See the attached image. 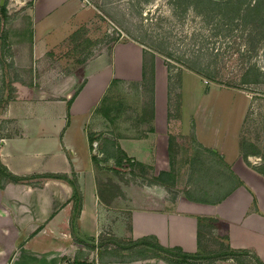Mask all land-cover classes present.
<instances>
[{"label": "crops", "instance_id": "obj_1", "mask_svg": "<svg viewBox=\"0 0 264 264\" xmlns=\"http://www.w3.org/2000/svg\"><path fill=\"white\" fill-rule=\"evenodd\" d=\"M25 12L28 20L17 22L25 29L8 34L5 60L11 69L37 71L39 86L6 98L0 108V264H170L160 256L112 258L98 248L93 263L89 242L110 233L150 236L193 253L205 229L264 264V171L250 159L256 154L244 159L237 144L230 163L218 142L174 149L166 66L138 41L100 45L85 57L87 46L62 50V40L91 13L84 0H32ZM63 25L68 30L51 42L48 33ZM75 53L79 63L71 59ZM53 69L71 72L56 77ZM126 84H135L144 99L149 94V113L138 114L135 125L125 120L127 108L110 113L102 104L111 88ZM190 130L198 139L202 130ZM118 148L132 166L154 175L169 171L168 179L150 180L154 193L145 195L157 209L140 206L137 198L144 195L132 197L127 181L109 178L113 165L101 157L121 155ZM130 162L117 173L131 171ZM97 181L116 186L111 204L99 199ZM165 185L175 189L172 199ZM197 216L213 217L217 225L199 226Z\"/></svg>", "mask_w": 264, "mask_h": 264}, {"label": "rangeland", "instance_id": "obj_2", "mask_svg": "<svg viewBox=\"0 0 264 264\" xmlns=\"http://www.w3.org/2000/svg\"><path fill=\"white\" fill-rule=\"evenodd\" d=\"M31 1L2 0L0 5H4L5 15L3 20L0 14V100L30 95L31 88L36 90L39 86L35 82L37 71L31 70L27 74L25 70L11 69L5 60L9 59V47H6L9 45L8 34H16V31L25 29L26 26L17 22L29 17L25 10ZM84 1L91 13L84 21L86 24L83 22L73 29L67 40H62V50L71 51V48L87 46L83 54L85 57L97 51L100 45L110 47L117 40L138 41L153 50L166 66L170 94L169 114L174 118L177 128L176 134L169 137L174 149L187 150L192 144L197 146V141L206 144L218 142L224 147L222 151L225 160L231 163L238 144L242 157L246 159L249 152H253L256 155H250V159L258 162L264 171L262 12H258L255 18L248 15L238 19L229 16V11L223 12L221 7L203 6L200 3H189L188 0ZM244 1L247 3L253 0H242L241 6ZM260 4L263 6L264 0ZM237 6L238 4H233V7ZM261 8L260 6L256 11ZM73 21L74 19L70 23ZM67 30V26L63 25L48 33V37L54 42ZM71 59L78 61L77 63L82 61L76 53L71 55ZM149 59L150 55L146 54L147 64ZM51 72L56 77H63V74L71 71L53 69ZM145 88L149 89L147 86ZM147 95L146 99L142 98L135 84H126L111 88L105 96L107 101L102 104L109 105L110 113L116 107L127 108L128 117L125 120L128 125H135L134 120L138 114L149 113L150 99ZM195 127L202 130L197 135L199 140L190 130ZM134 129H138L137 126ZM106 157L103 155L101 160L111 162L114 167L115 157L110 160ZM131 167V171L124 173H117L111 167L109 178L113 176L118 181H127L131 185L129 188L132 197L144 195L136 197L140 206L157 209L158 206L150 204L149 198L145 196L154 193L155 188L150 185V180L154 177L153 171L135 165ZM165 188L168 198L172 199L176 194L175 189L170 185H165ZM205 231L207 233L203 230L200 232L198 250L187 258H183L175 249L161 251L152 245L132 242L138 238L117 237L110 233L98 241L94 238L89 242L94 246L91 260L95 263L99 258L98 248L103 254H112V258L130 259L158 252L161 256L170 258L173 264H260L247 250L231 248L225 243L223 236L209 229ZM146 238L151 242L155 241L153 237Z\"/></svg>", "mask_w": 264, "mask_h": 264}, {"label": "trees", "instance_id": "obj_3", "mask_svg": "<svg viewBox=\"0 0 264 264\" xmlns=\"http://www.w3.org/2000/svg\"><path fill=\"white\" fill-rule=\"evenodd\" d=\"M189 3L190 2H195V3H200L203 6H208V7H221L223 9V12H228L229 11V16L232 15L235 18L237 17L238 19L244 17V16H248V15H252L254 18L257 17L258 12H262L261 13V18H260V23L264 24V5L262 6L260 4L261 0H253L252 2H245L244 1V5L241 6V2L242 0H188ZM238 4L237 7H233V4ZM262 7L261 9L257 10L259 7ZM0 14H1V18H3L4 20V5L0 6ZM259 29H262L261 27L257 26ZM88 41V43L90 42L88 39H85ZM90 44V43H89ZM150 74L152 77V63H150ZM191 69L192 66H189ZM6 102V98H2L0 100L1 106ZM118 152L121 153V155H117L114 156L115 157V166L112 167L116 172H119L120 170H125V168L127 167V162H130V158L127 157L124 152L118 148ZM94 159L98 162H100V160H97L95 157ZM124 159V161L122 160ZM130 165L132 164L131 162L129 163ZM11 178L16 179V176L10 175ZM170 177V173L169 171H159L157 175H154L152 180H155L157 182L159 181H163L165 179H168ZM105 191V193L102 192ZM75 196L76 195V191L74 192ZM97 194L99 199L104 202L105 204H111L112 203V199L117 196L116 193V186L111 183L110 181H97ZM76 207L78 206V199H76ZM204 221V222H203ZM203 223L208 224L209 226H216L217 225V221L215 218L213 217H207V216H197V224L200 226ZM133 243H144V244H148V245H152L154 247H156L157 249L161 250V251H172V250H176V252L178 254H181L183 258H187L193 255V253L187 252V251H183L179 246H163L159 243H157L156 241L151 242L149 241L146 237H141L138 239H135L132 241ZM150 256H160L162 258H164L165 260H167L170 264H173V262L171 261L170 258L165 257V256H161L158 252L157 253H152Z\"/></svg>", "mask_w": 264, "mask_h": 264}, {"label": "water", "instance_id": "obj_4", "mask_svg": "<svg viewBox=\"0 0 264 264\" xmlns=\"http://www.w3.org/2000/svg\"><path fill=\"white\" fill-rule=\"evenodd\" d=\"M2 4V0H0V5ZM93 145H95V142L92 143Z\"/></svg>", "mask_w": 264, "mask_h": 264}]
</instances>
